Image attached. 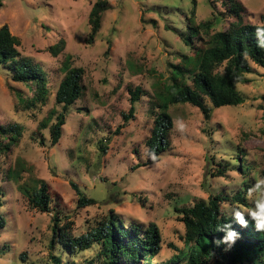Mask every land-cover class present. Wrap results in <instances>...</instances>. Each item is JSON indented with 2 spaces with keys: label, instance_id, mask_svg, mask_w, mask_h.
I'll use <instances>...</instances> for the list:
<instances>
[{
  "label": "rangeland",
  "instance_id": "obj_1",
  "mask_svg": "<svg viewBox=\"0 0 264 264\" xmlns=\"http://www.w3.org/2000/svg\"><path fill=\"white\" fill-rule=\"evenodd\" d=\"M96 1L0 0V28L6 25L19 40L21 57L43 69L49 90L45 104L28 110L17 95L28 100L33 91L0 66V126L23 130L15 146L0 152V264H46L50 254L64 264H102L97 245L70 253L57 243L51 250L50 243L55 217L76 238L108 216L142 230L155 224L164 247L159 262L165 263L175 253L169 245L181 247L184 234L175 209L241 192L244 181L251 190L249 207L226 201L220 209L250 216L264 204L262 67L252 64L246 82L238 84L242 105L214 109L203 98L212 109L209 119L192 105L170 106L168 150L148 164L146 147L156 86L170 77L171 65H181L182 55L193 53L183 40L188 28L205 41L236 21L262 26L264 0H102L108 9L90 43L89 13ZM67 57L83 71L82 96L65 113L60 140L52 146L49 129L62 113L54 95ZM136 87L142 94L134 117L122 126ZM238 148L251 167L245 175L236 170ZM219 167H227L224 176L216 172ZM41 182L48 188V213L29 203ZM80 197L95 204L79 207Z\"/></svg>",
  "mask_w": 264,
  "mask_h": 264
},
{
  "label": "trees",
  "instance_id": "obj_2",
  "mask_svg": "<svg viewBox=\"0 0 264 264\" xmlns=\"http://www.w3.org/2000/svg\"><path fill=\"white\" fill-rule=\"evenodd\" d=\"M234 8L235 6L232 11L236 13ZM107 9L105 1L97 0L93 4L89 13L90 43L99 33L102 15ZM191 15L193 16V11ZM258 28L261 29L259 33ZM188 30L183 40L190 48L193 47L192 55H182L181 65H171L170 77L156 86L159 92L155 96V103L151 104L156 113L153 116L150 137L146 141L150 157L148 164L156 163L159 156L169 148L168 135L172 129L170 106L189 104L198 108L209 119L212 109L204 104L203 98L214 109L242 105L245 99L237 89L238 84L246 82L245 76L252 73V64L264 68V47H260L264 44V25H243L236 21L230 24L227 31L215 32L205 41L198 37L196 29L189 27ZM19 44V40L10 34L6 25L0 28V66L8 70L14 82L27 85L33 91L28 100H23L18 95L17 97L28 110L35 109L38 105L45 104L49 94L46 75L38 64L20 56L17 50ZM62 70L64 75L54 95V103L61 108L62 113L56 117L49 129L52 146L60 140L62 127L65 125V113L82 96L83 71L73 67L70 57L63 62ZM141 94L138 87L130 92V109L126 115H122V126H126L134 117L135 104ZM22 131V127L17 124L0 126V152L9 151L15 146ZM242 156L243 151L238 148L236 160L239 165L236 170L245 175L251 171V167L241 161ZM219 168L216 172L224 176L227 167ZM10 176L13 177L11 171L8 172V177ZM262 178L264 179V172ZM72 186L78 193L77 188ZM243 188L241 192L237 191L225 197L218 194L209 198L207 203L200 201L192 208L175 209L181 216L184 234L181 237V247L169 245L175 253L165 263L159 262L164 247L155 224L148 225L144 230L135 224L125 227L112 216L105 217L98 227L76 238H70L64 226L58 227L55 217L50 247L52 250L57 243L70 253H75L97 245V259L102 264H264V230H257L255 221L246 215L243 216L247 227H242L235 219L236 213L229 214L219 206L220 202L227 201L248 208L247 194L251 190L247 181H244ZM25 191L28 192L27 189ZM49 201L47 185L41 182L31 193L29 203L32 208L48 213ZM77 203L79 207H86L94 205L95 201L80 197ZM227 224H231L238 235L232 245L221 242L230 230H221ZM3 225L4 217L0 214V228ZM46 264L64 263L60 255L50 254L49 263Z\"/></svg>",
  "mask_w": 264,
  "mask_h": 264
},
{
  "label": "clouds",
  "instance_id": "obj_3",
  "mask_svg": "<svg viewBox=\"0 0 264 264\" xmlns=\"http://www.w3.org/2000/svg\"><path fill=\"white\" fill-rule=\"evenodd\" d=\"M260 30L261 29L258 28L257 29V33H259ZM260 47H264V44L260 45ZM261 183H264V181H261ZM258 206L260 208L259 213L249 211V215H250L251 219H253L255 221V228L257 230H264V204H260ZM243 213H244L243 211L236 212L235 219L237 220V222L242 227H247V222L244 219ZM224 229H230V230L228 231L226 238L222 239L221 242L225 243V244H229V245L234 244L236 239L238 238V235L232 229V225L231 224H227L221 230H224Z\"/></svg>",
  "mask_w": 264,
  "mask_h": 264
}]
</instances>
